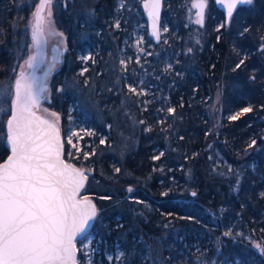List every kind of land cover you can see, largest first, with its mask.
<instances>
[{
  "label": "trees",
  "instance_id": "obj_1",
  "mask_svg": "<svg viewBox=\"0 0 264 264\" xmlns=\"http://www.w3.org/2000/svg\"><path fill=\"white\" fill-rule=\"evenodd\" d=\"M38 1L0 0L2 85L16 79L32 51L30 29ZM119 1L123 0H55L53 6L57 26L68 36V47L58 70L61 61L55 63L52 100L46 105L61 115L65 159L90 174L83 195L94 199L98 214L87 236L99 247L90 264L248 260L244 250L251 241L239 237L235 244L241 249L234 248L232 240L227 242L222 207L228 196L225 206L242 209L251 223L264 228V221L259 223L250 208L242 205V200L252 201L246 194L264 189L260 180L264 178V139L255 134L264 119V0L241 6L228 29L217 8L216 21L197 28L199 35L192 32L194 26H175L168 16L174 1L164 0L163 26L169 24L173 32V47L163 48V41L155 44L147 36L151 46L147 61L153 67L146 70L143 82L154 90L152 95L143 94L141 67L132 63L136 56L124 57L129 54L130 27L122 17L123 9H118ZM119 16L123 21L116 29ZM220 20L222 27L217 26ZM178 47L189 50L185 59L177 57ZM88 54L91 59H85ZM130 86L141 94L130 92ZM248 104L250 112L228 119ZM9 116L0 113V162L9 155L5 139ZM129 118L135 122L131 129ZM79 122L94 130L96 140L95 147L83 145L77 153L68 136ZM104 136L106 141L101 143ZM122 143L131 148L125 158L116 153ZM213 145L221 146L241 169L240 179L233 175L230 185H222L225 197L215 183ZM255 161L257 177L250 166ZM257 237L264 247V232ZM118 252L124 253L120 259ZM79 264H87L81 251Z\"/></svg>",
  "mask_w": 264,
  "mask_h": 264
},
{
  "label": "snow or ice",
  "instance_id": "obj_2",
  "mask_svg": "<svg viewBox=\"0 0 264 264\" xmlns=\"http://www.w3.org/2000/svg\"><path fill=\"white\" fill-rule=\"evenodd\" d=\"M252 3L253 0H228V17L238 5ZM52 5L53 0H39L32 13V41L37 51L49 36L63 37V33L57 32L53 26ZM206 6V0H196L192 5L199 10L197 24H203ZM146 7L151 9L153 34L158 35L160 0H154ZM115 26L118 28L120 25L117 23ZM261 50L264 51V48ZM87 58L91 59L90 56ZM36 61L37 55L25 60L27 68L33 72H19L14 85V100L10 103L9 87L0 84V113L10 115L6 121L5 139L11 145V157L0 166V264H78L77 237L82 236L83 241H87L86 229L90 227L89 222L96 219L97 210L86 196L77 199L88 177L83 170L66 164L61 158L62 143L55 124L41 119L33 111L39 107L41 94L47 91L45 87L37 90L38 79L34 75ZM129 91L141 94L137 87L130 86ZM251 110V107H246L229 118L236 120L239 115ZM168 111L174 112L175 109L169 108ZM49 115L59 119L54 112ZM76 135L79 136V133ZM68 143H71L70 139ZM116 171L120 170L117 168ZM255 247L264 254V247L260 244ZM123 255V252H118L116 258L120 259Z\"/></svg>",
  "mask_w": 264,
  "mask_h": 264
},
{
  "label": "rangeland",
  "instance_id": "obj_3",
  "mask_svg": "<svg viewBox=\"0 0 264 264\" xmlns=\"http://www.w3.org/2000/svg\"><path fill=\"white\" fill-rule=\"evenodd\" d=\"M174 4H172L170 6V13L168 16H172L173 17V22L175 23V26L178 25H185L187 29H190L191 26H194L192 32H197L198 33V29L197 28H204L206 22L208 23H214L216 21V17L219 16V13L217 12V4L215 2V0H208V9L206 12V19H205V23L204 25L201 24H197L196 23V19L198 16L197 10L195 7H192V5L196 2V0H173ZM54 3L55 0H53V5H52V20L54 21V28L57 32H62L56 23V19L54 16ZM146 5H150V0H123V1H119L118 2V9L122 10L123 9V13L122 17L125 19V24H128L130 27V36L128 37L129 40V54L126 55L124 54V57L127 58V60H132V55L134 54L135 60L134 63H137V60L139 61L138 65L141 67L140 71V78H139V82L140 85L144 88L143 89V94H150L152 95L154 93V90L151 89V87L147 84V82L144 84L143 80H146L145 78H147V73L146 70L149 69L150 67L152 68L153 65L151 63H149L147 56L151 53L149 51V46L147 44V36L150 37L149 31H148V25H147V21H146V12L148 10L149 7H146ZM121 16H119L117 18V21L115 22V25L117 23H122L123 19ZM175 17V18H174ZM232 20V18H231ZM85 21H87V19H85ZM231 22V21H230ZM220 25H217L218 27H222L223 23L220 20L219 22ZM169 24H166L163 26V43H164V47L163 48H170L173 47L171 46V42H172V33L170 32L171 30L169 29ZM230 23H226V28L228 29ZM217 27V28H218ZM116 29H119V27L117 28L115 26ZM175 30V29H174ZM190 31V30H189ZM63 33V32H62ZM175 33V31H174ZM151 38V37H150ZM262 46L264 48V40L262 42ZM68 47V36L63 33V37L61 36H49L48 37V49H49V56H48V60L52 59V55L54 54V52L56 51L57 55H59V57L61 58V55L63 54V50H66ZM178 50H176V54L177 57H183L182 59H185L188 55H189V50H181L179 47L177 48ZM132 51V52H130ZM198 53V52H197ZM239 53H241V50H239ZM264 54V51H263ZM243 55H246L245 53H243ZM87 57H89V54L85 56V59H88ZM118 57H115V60ZM123 58V57H122ZM63 59V58H62ZM148 60V61H147ZM60 61V60H59ZM117 61V63H118ZM122 63H125L126 60L125 58L121 59ZM62 62H59L56 66V70H58L61 65ZM26 67L25 61L22 62L21 67L19 69L22 70ZM133 69V68H131ZM18 71V72H19ZM18 75V74H17ZM53 75V74H52ZM51 75V77H52ZM17 77V76H16ZM50 77V79H51ZM16 80V79H15ZM15 80L11 83V84H7L5 86H8L10 91H11V96L8 97V101L9 103L14 100V93H15ZM142 81V83H141ZM147 81V80H146ZM52 98H51V94H50V88L49 90L46 92L45 98L43 100V103L40 106V111L48 118L58 122L59 124L61 123V115L60 113H58L57 111L51 109L48 105H46V102H51ZM5 107H7V105H5ZM246 107H251L250 104H248ZM98 108V107H97ZM96 108V109H97ZM242 108L241 110H235L232 113H230V115H228V117H231L233 115H237L239 113L242 112V110L244 109ZM101 108H98V110H100ZM56 113L57 116L59 117L58 120H56L55 117L50 116V113ZM3 114V113H1ZM240 116V115H239ZM230 119V118H228ZM130 124L127 125L128 129L133 128L134 124V119L133 118H129ZM263 121V125L262 126H258V131L255 133L257 136L263 137L264 139V119ZM77 124L76 127H74L72 129V131L69 133L68 136V141L69 139L71 140V147L72 149H75V151L78 153L83 145L85 146H92L95 147V140H96V135L95 132L92 128H90L89 126H87L86 123L84 122H79V123H75ZM76 133H79V136L76 135ZM91 133V134H89ZM90 137V139L88 140V138ZM85 140V141H84ZM103 141H106V136H104ZM253 141L256 142V140L253 138ZM252 141V142H253ZM86 142V143H85ZM131 149V148H130ZM129 146L122 143V145H120V147L116 150V153L119 157L121 158H125L129 152ZM211 161L213 162V174L215 176V183L217 186L221 187V189L223 190V195L225 197L226 195V189L223 188V184L226 185H230V180L231 178L234 176H237L240 179V175L239 173H241V169L238 165H235L234 163H232L227 155L225 154L223 148L219 145H213L212 147V155H211ZM251 169L255 172V176H260V173H258V163L252 162L250 164ZM79 167V166H78ZM83 168V167H80ZM86 170V169H85ZM87 171V183L89 182V171ZM254 177V175H253ZM260 180L263 181L264 183V178L263 176L260 177ZM259 181V180H258ZM257 182H254L253 185H256ZM87 188V184L85 187V190ZM264 189L261 190L260 192H258V194H252L248 193L245 196L251 197L252 201H248V203L246 204V202H244L242 200V205L247 206V208H250V214L254 215L256 217H258V219L256 217H254L255 220H258L259 223H262L264 221ZM86 195H81V197H85ZM86 197H90V196H86ZM227 198H229L227 196ZM226 198L227 202L228 199ZM226 202V203H227ZM226 203L224 204V206L222 207V212L226 213L225 217L226 220L224 219V216H222V218L224 219V226H226V233L230 232L231 235H226L227 237H229L227 240V242L232 243L233 241V247H239L241 249V246L237 243L236 240L240 239L241 237H243L247 242L251 241V244L249 245L247 250H244L247 254V258L248 260H243L241 259V257H238L234 262H229L227 264H261L264 260V254H261L259 249L255 247L256 244H260L262 247V240L257 237L260 232H264V228L260 225L257 226V224H253L251 223L247 218V216H245L246 214H244L245 212L242 209H235L233 206L230 205H226ZM222 219V220H223ZM253 220V219H252ZM219 223V221H218ZM256 227L259 228V231L256 229ZM240 237V238H239ZM232 240V241H231ZM78 250L81 251L87 262L90 260V263L93 260V257L95 256V254L97 252H99V247L97 245V243H94L93 241V237H88L87 236V241H84L82 244H78L77 245Z\"/></svg>",
  "mask_w": 264,
  "mask_h": 264
},
{
  "label": "water",
  "instance_id": "obj_4",
  "mask_svg": "<svg viewBox=\"0 0 264 264\" xmlns=\"http://www.w3.org/2000/svg\"><path fill=\"white\" fill-rule=\"evenodd\" d=\"M39 2V1H38ZM218 8H220L224 14V17H225V22L228 24L230 23L231 21V18L234 16V14L238 11V9L241 7V5H238L232 12V16L231 17H228V14H227V3H228V0H215ZM154 3V0H150V5ZM196 3V2H195ZM206 3H207V6L204 10V16H203V24L205 23V19H206V12H207V9H208V0H206ZM38 6V4H37ZM244 6V5H243ZM197 10V13L199 12V10L196 8ZM151 11L150 7L148 8L147 12H146V21H147V25H148V31H149V34H150V37L151 39L154 41L155 44H160L163 40V34H162V31H163V13H164V0H160V8L158 10V17H157V29H158V35H154L153 34V19H152V16L149 14ZM30 32H31V29H30ZM31 38H32V32H31ZM48 54H49V49H48V40L47 42L43 45V47L37 51V49L33 48V41H32V51L30 53L29 56L31 55H37V61H36V69L34 70V75L37 77L38 79V85H37V90L39 91V88L40 87H45L47 89V91L49 90L50 88V77L52 75V73L54 72V69H55V63H54V60L51 61V60H48ZM28 59V58H27ZM61 60V58H60ZM23 71L25 72H29V73H32L33 70L32 69H28L27 66L22 69ZM20 70V71H22ZM19 71V72H20ZM19 72H18V75L16 77V79L19 78ZM15 91V90H14ZM46 91V92H47ZM46 92H43L41 94V100H40V104H39V107L38 108H35L33 109L34 113L36 116H39L41 119H45V120H48L52 123L55 124L56 128L58 129L59 131V135H60V139H61V143H62V156L61 158L64 160V162L66 164H70L76 168H80L72 163H69L66 159H65V145H64V139H63V134H62V129L59 125L58 122L46 117L41 111H40V106L41 104L43 103V100L45 98V95H46ZM10 119V116L9 118ZM6 144H7V147L9 149V155L7 156V158L5 160H3L2 162H0V166H2L3 164L7 163V160L11 157V145L10 143L6 140ZM81 170H83L85 172V175H87V171L84 169V168H80ZM86 184H87V181H85L84 183V187L80 190L79 192V195L77 197V199H82L84 197H81V195L84 193L85 191V187H86ZM95 206H96V210H97V214H98V206L96 204V202L94 201L93 198L91 197H87ZM97 217V216H96ZM96 220V219H95ZM95 220L93 221H90L89 224H90V227L86 229V233L88 234L89 231L91 230V228L93 227L94 223H95ZM83 237L82 236H78L77 237V240H76V247H77V242L82 240ZM78 249V247H77ZM77 261H78V264H79V250L77 252Z\"/></svg>",
  "mask_w": 264,
  "mask_h": 264
},
{
  "label": "flooded vegetation",
  "instance_id": "obj_5",
  "mask_svg": "<svg viewBox=\"0 0 264 264\" xmlns=\"http://www.w3.org/2000/svg\"><path fill=\"white\" fill-rule=\"evenodd\" d=\"M48 56H49V54H48ZM52 59H50L51 61H53L54 60V63H57V61H59L60 60V57H59V55H57V53H56V51L54 52V54L52 55V57H51ZM61 61V60H60ZM54 73V72H53ZM52 73V74H53Z\"/></svg>",
  "mask_w": 264,
  "mask_h": 264
}]
</instances>
